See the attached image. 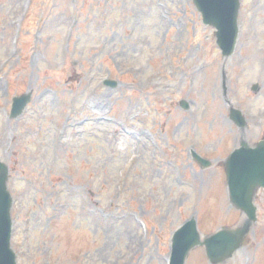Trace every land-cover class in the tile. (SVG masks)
Listing matches in <instances>:
<instances>
[{
	"label": "rangeland",
	"instance_id": "obj_1",
	"mask_svg": "<svg viewBox=\"0 0 264 264\" xmlns=\"http://www.w3.org/2000/svg\"><path fill=\"white\" fill-rule=\"evenodd\" d=\"M237 22L225 59L192 0H0V161L17 264H167L192 216L203 236L247 228L221 264H264V189L247 222L223 169L239 139L227 103L249 143L264 135V0H240ZM186 264L210 263L197 247Z\"/></svg>",
	"mask_w": 264,
	"mask_h": 264
},
{
	"label": "water",
	"instance_id": "obj_2",
	"mask_svg": "<svg viewBox=\"0 0 264 264\" xmlns=\"http://www.w3.org/2000/svg\"><path fill=\"white\" fill-rule=\"evenodd\" d=\"M201 11L203 22L217 28V44L224 56L234 47L237 35V11L239 0H194ZM257 89V85L253 86ZM28 96L14 100L12 116H16L28 101ZM181 103H184L181 101ZM230 118L239 126L245 122L239 110L230 108ZM203 164V160L200 159ZM226 174L231 201L247 215V222L255 220V207L252 205L254 190L264 187V140L255 148L242 143L227 158ZM7 169L0 163V264H15L14 255L9 248L11 198L6 189ZM247 228L240 230L221 229L200 240L196 221L190 218L173 234L169 264H184L185 256L195 245H204L210 260L218 261L229 257L239 247Z\"/></svg>",
	"mask_w": 264,
	"mask_h": 264
}]
</instances>
